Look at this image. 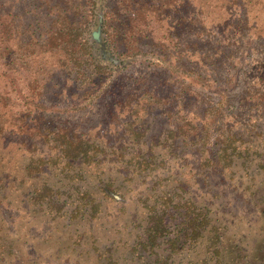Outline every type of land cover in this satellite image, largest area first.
<instances>
[{
  "label": "trees",
  "instance_id": "16d2710c",
  "mask_svg": "<svg viewBox=\"0 0 264 264\" xmlns=\"http://www.w3.org/2000/svg\"><path fill=\"white\" fill-rule=\"evenodd\" d=\"M173 1L55 0L41 48L58 58L2 59L0 264H39L72 227L66 264H182L188 243L190 264H264V72L238 89L264 28ZM136 64L151 72L124 81ZM11 147L21 166L2 164Z\"/></svg>",
  "mask_w": 264,
  "mask_h": 264
},
{
  "label": "rangeland",
  "instance_id": "374dc122",
  "mask_svg": "<svg viewBox=\"0 0 264 264\" xmlns=\"http://www.w3.org/2000/svg\"><path fill=\"white\" fill-rule=\"evenodd\" d=\"M55 0H0V92L3 89L9 87V74L12 76L17 74L16 67L10 63L5 66L2 59L8 61V58L16 62L17 58L23 57L27 58H43L44 60H53L58 58L59 53L53 48L50 42L47 47H42L43 41L47 40L56 31L52 25V20L54 19V13L51 12ZM181 1V2H180ZM189 3L184 0H175L171 3L173 6H182L189 12L197 10H202L200 17H195L191 15L188 21H192L197 24H204L207 26H216L220 23L227 22L229 24H245L248 28L257 26L264 28V0H188ZM160 32V31H159ZM264 34V32H261ZM39 36L42 39H38ZM29 43V44H28ZM255 51L249 56H246L247 61L243 65V71L245 74L239 78L238 83L240 85L238 89L242 86L250 87L249 84L257 82L260 78L264 68L261 65L264 64V47L263 45L255 46ZM201 67V65H199ZM129 74L123 75L124 81H130V78H136L137 76L143 75L147 72H151L150 69L145 68V66H140L139 64L134 65L132 70H129ZM6 74V75H5ZM66 102L64 100L60 101V105H64ZM97 112L83 111L79 114H64V119L69 117L71 124H80L82 126H88L89 120L100 118L104 112V104L99 108H96ZM264 122V110L262 111ZM56 115V114H55ZM5 166H21L24 162V152H18L16 149L11 147L10 152L4 156ZM233 201L234 208H237L240 213H246L252 211V206L248 204L241 197H234ZM256 220V217H253ZM39 224L38 226H41ZM75 228L66 229L67 233L63 238L65 244L63 246L59 243L57 244L58 238L50 242L44 243L43 240L39 241V252L38 262L39 264H47L48 258L46 250H51L52 264H66L65 258H67L68 253L62 254L63 258H59L57 254L60 247H68L72 245L69 243L70 237H75ZM99 231L105 232L104 229L100 228ZM42 233V231H40ZM73 240V239H72ZM194 247L190 243L185 244L180 252V259L182 264H190V262L195 257ZM54 252V253H53ZM74 254V253H73ZM75 257L70 259L67 264H78ZM197 263V261H196ZM81 264V263H80ZM85 264V262H82Z\"/></svg>",
  "mask_w": 264,
  "mask_h": 264
}]
</instances>
